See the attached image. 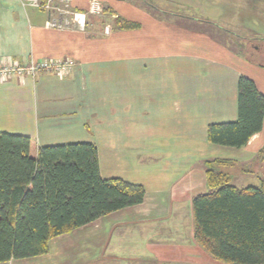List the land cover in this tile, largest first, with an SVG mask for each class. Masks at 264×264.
Segmentation results:
<instances>
[{"label": "crops", "instance_id": "crops-1", "mask_svg": "<svg viewBox=\"0 0 264 264\" xmlns=\"http://www.w3.org/2000/svg\"><path fill=\"white\" fill-rule=\"evenodd\" d=\"M132 2L68 0L86 24L55 30L51 10L0 0V66L72 62L64 76L0 80V133L29 138L31 157L93 144L102 179L144 189L141 204L51 239L47 253L0 264H223L194 239L191 202L207 191L206 161L237 168L264 147V115L242 148L207 140L209 125L237 120L240 77L264 96V0Z\"/></svg>", "mask_w": 264, "mask_h": 264}, {"label": "trees", "instance_id": "trees-1", "mask_svg": "<svg viewBox=\"0 0 264 264\" xmlns=\"http://www.w3.org/2000/svg\"><path fill=\"white\" fill-rule=\"evenodd\" d=\"M116 23L123 30L139 28ZM263 115L264 96L240 77L237 120L209 125L207 140L242 148L261 131ZM30 145L27 137L0 133V263L43 255L51 239L142 203V186L100 177L93 144L43 147L36 157ZM204 166L207 191L191 202L194 239L223 264H264V180L238 188L228 173L234 162L213 159Z\"/></svg>", "mask_w": 264, "mask_h": 264}, {"label": "built area", "instance_id": "built-area-1", "mask_svg": "<svg viewBox=\"0 0 264 264\" xmlns=\"http://www.w3.org/2000/svg\"><path fill=\"white\" fill-rule=\"evenodd\" d=\"M56 1L57 4L54 2ZM20 2L28 7L47 11L51 10V16L46 23V27L55 30H66L76 25L79 29H83L87 16L83 12H72L67 6L68 0H49L44 3L42 0H20ZM55 4V5H54ZM60 6H62L60 8ZM72 66L71 61H42L32 64L29 67H23L18 63L12 65L0 66V80H9L11 78L21 79L26 75L34 77L36 74L53 73L57 76L66 75Z\"/></svg>", "mask_w": 264, "mask_h": 264}, {"label": "rangeland", "instance_id": "rangeland-1", "mask_svg": "<svg viewBox=\"0 0 264 264\" xmlns=\"http://www.w3.org/2000/svg\"><path fill=\"white\" fill-rule=\"evenodd\" d=\"M136 1L140 0H134L132 3L135 4ZM255 156L256 157L252 160V162H250L251 164L242 165L228 171L231 176V184L237 187H246V185H254L258 187L260 185L261 180H264V155L258 154ZM203 168H205V166ZM247 175L248 177H245ZM245 180L247 183H245Z\"/></svg>", "mask_w": 264, "mask_h": 264}]
</instances>
